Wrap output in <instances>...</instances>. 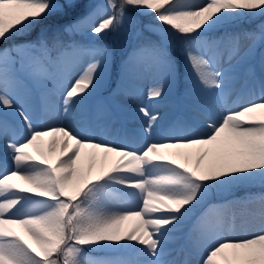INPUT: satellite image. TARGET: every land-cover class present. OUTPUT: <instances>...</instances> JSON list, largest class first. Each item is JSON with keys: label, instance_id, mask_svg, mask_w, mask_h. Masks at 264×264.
I'll use <instances>...</instances> for the list:
<instances>
[{"label": "snow or ice", "instance_id": "6c2138e0", "mask_svg": "<svg viewBox=\"0 0 264 264\" xmlns=\"http://www.w3.org/2000/svg\"><path fill=\"white\" fill-rule=\"evenodd\" d=\"M255 18L264 0H0V264H264V192L245 235L235 201L201 210L264 188V19L234 30ZM112 33L136 41L119 59ZM113 72L103 126L40 123L34 99L69 118ZM173 94L193 114L161 130L143 98ZM121 96L143 124L115 140Z\"/></svg>", "mask_w": 264, "mask_h": 264}, {"label": "rangeland", "instance_id": "374dc122", "mask_svg": "<svg viewBox=\"0 0 264 264\" xmlns=\"http://www.w3.org/2000/svg\"><path fill=\"white\" fill-rule=\"evenodd\" d=\"M145 19H147V18H145ZM145 35H150V34L145 33ZM155 38L156 37L153 36V39H155ZM135 42H136L135 39H133L131 42H129L127 36H125L123 33H112L108 37V43L115 44V46L117 48V58L120 57L118 55V51H121V55H122L125 51H127L130 48V43L134 44ZM117 79H118V77H117L116 73L113 72L111 78L108 81H106L101 86V88L96 93V95L93 96L94 99L92 98V100H89L90 101L89 102L90 103L89 104V107H90L89 110L86 111V109H85L84 110L85 114H83L81 116L78 115L77 116L78 118L75 117L78 123H80L82 120H85V121L90 120V121H93L94 123H96L100 126H103L105 124L107 116H105L104 113L97 111V105L104 102L105 98L109 97L111 90L113 88H115V86H116V80ZM143 84L146 87L147 81L145 80L143 82ZM182 88H183V85H181V90H182ZM169 97H170V102H167L166 104L168 106H170L171 108H173V120L172 121H175L178 119L190 118L189 114H193L191 109L188 107V104L190 102H188V101H185L183 103L178 102L175 94H173L172 96H169ZM122 100H127V99H125L123 96L117 97V98H115L114 101H109L108 106L109 105H113V106L119 105ZM132 100L134 101L133 104H141L140 100H134V99H132ZM143 103L151 106L154 102H152V101L149 102L147 100V97L145 96L143 98ZM36 104H37V99H34L33 100V106L35 107ZM155 108H157V107H155ZM155 108H153V109H155ZM112 110H110V112ZM61 114H60V116H61ZM117 117H119L118 114H117ZM170 123H168L167 125H170ZM112 126L115 127V129L113 131L112 128L108 127L109 136L115 135V132L117 134H119V131H123L124 134L126 132V136H132L136 133V131L131 130L130 128L124 127L125 124L124 125L122 124L121 126H114V124H113ZM4 153H5V150L3 148V141H0V166L6 165L8 167H11L9 162L6 159L3 160L4 158L1 156V154H4ZM109 162H111V161H109ZM243 190H244V188H242L239 191L234 189L228 193H214L209 198V200L205 202V204L202 206L201 210L207 209L208 206L212 203H223L225 201H235L236 203H234L231 206V208L229 209V216H231L232 214L235 215V232H240V234H236V235H245V234H247V231L252 230V229L248 228V225L254 221L255 216L259 211L260 205H259V202H257V201H251V202L245 203L244 198L248 197L250 194L262 193V192H264V190H256L254 188L253 189H245L244 191ZM182 243L183 242H181V244ZM87 255L90 257H94V258H99V257L128 258V253H126V257H125L123 252L114 253V252H108V251H100V252L89 251L87 253Z\"/></svg>", "mask_w": 264, "mask_h": 264}, {"label": "bare ground", "instance_id": "6f19581e", "mask_svg": "<svg viewBox=\"0 0 264 264\" xmlns=\"http://www.w3.org/2000/svg\"><path fill=\"white\" fill-rule=\"evenodd\" d=\"M92 98L94 99V97H91L90 100H92ZM90 101L87 102V108L86 111L89 110V103ZM154 102L151 106L149 105V107H151L153 109V111H159L163 117V119H161L160 121V128L161 130L169 127L173 122V108H171L170 106H168L166 103L170 102V97H166L164 100H154L152 101ZM58 103L57 99L55 97H52L49 100V104H55ZM134 101L132 99H127V100H122L120 102L119 105H109L108 108L109 110H112L111 113V119L110 122L108 124L109 128H112V130L114 131L115 127H113L112 125L114 124V126H121L122 124L127 127L130 128L131 130L134 131H138L142 124H143V120L141 118H137L133 115H131V112L137 108L138 106H140L141 104H133ZM145 104V103H143ZM35 108L37 109V111L40 114V123H49L52 124L54 126H56L58 123H63V124H69V125H76L78 124L77 120L75 117H77L78 115H83L85 114V112H81V111H77L75 113H73V115L69 118H64L63 114H61V116L57 117V116H49L47 114L44 113L42 106L40 105L39 100L37 99V104L35 105ZM132 108V109H131ZM117 114L119 117H117ZM190 117L192 116V114H189ZM78 118V117H77ZM189 119V118H188ZM106 120H108V117L106 118ZM172 121V122H171ZM171 122V123H170ZM122 123V124H121ZM168 123H170V125H167ZM126 136V132L124 134L123 131H119V134H117L115 132V135H111L110 138L115 139V140H119L122 137ZM1 156L4 158L3 160H7L10 164V166H12V161H11V157L10 156H6V153L1 154ZM126 227H130L131 226V222H126ZM235 234H240V232H235ZM126 253L127 252H123V254L126 257Z\"/></svg>", "mask_w": 264, "mask_h": 264}, {"label": "trees", "instance_id": "16d2710c", "mask_svg": "<svg viewBox=\"0 0 264 264\" xmlns=\"http://www.w3.org/2000/svg\"><path fill=\"white\" fill-rule=\"evenodd\" d=\"M261 19H264V18H255V19H250V20H243L242 19L234 26V30L243 31V30L253 29L258 24V22L261 21ZM118 55L121 56V51H118ZM117 59H119V57ZM242 188H244V190L245 189H253V188L256 190H264V188H262L259 185H256V186H238V187L233 188L232 190L236 189L239 191Z\"/></svg>", "mask_w": 264, "mask_h": 264}]
</instances>
